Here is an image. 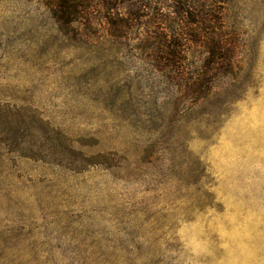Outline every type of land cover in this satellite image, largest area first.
<instances>
[{
	"label": "rangeland",
	"instance_id": "374dc122",
	"mask_svg": "<svg viewBox=\"0 0 264 264\" xmlns=\"http://www.w3.org/2000/svg\"><path fill=\"white\" fill-rule=\"evenodd\" d=\"M71 1L0 0V264H264V0Z\"/></svg>",
	"mask_w": 264,
	"mask_h": 264
},
{
	"label": "trees",
	"instance_id": "16d2710c",
	"mask_svg": "<svg viewBox=\"0 0 264 264\" xmlns=\"http://www.w3.org/2000/svg\"><path fill=\"white\" fill-rule=\"evenodd\" d=\"M54 1H57L58 8L62 10L61 13L64 15V17L67 18V21L72 22L74 18L72 19V17L70 16L71 15L75 16L77 14L76 8L71 5L72 1L71 0H54ZM212 54H215V56H217L216 46L213 47Z\"/></svg>",
	"mask_w": 264,
	"mask_h": 264
}]
</instances>
